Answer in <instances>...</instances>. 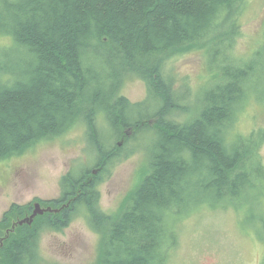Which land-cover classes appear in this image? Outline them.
I'll use <instances>...</instances> for the list:
<instances>
[{"label":"trees","instance_id":"1","mask_svg":"<svg viewBox=\"0 0 264 264\" xmlns=\"http://www.w3.org/2000/svg\"><path fill=\"white\" fill-rule=\"evenodd\" d=\"M244 4L0 0V161L64 135L81 120L90 157L88 166L62 178L60 197L49 202L58 212L18 227L4 242L0 264H43V233L63 232L79 217L101 237L98 264H169L181 216L205 204L236 206L257 189L264 180V129L242 135L237 125L255 83L264 81V45L250 60L234 56ZM197 48H207L214 63L221 51L228 56L194 119L181 123L176 114L184 99L162 78L163 69L169 58ZM127 75L146 82L145 101L119 94ZM139 138L151 141L148 172L119 213L109 215L99 187L125 150L118 143ZM31 210L12 206L0 223L1 239L14 224L3 227L11 215L23 220Z\"/></svg>","mask_w":264,"mask_h":264},{"label":"rangeland","instance_id":"2","mask_svg":"<svg viewBox=\"0 0 264 264\" xmlns=\"http://www.w3.org/2000/svg\"><path fill=\"white\" fill-rule=\"evenodd\" d=\"M237 23L240 35L234 44V56L240 61L250 60L264 45V0H245ZM215 47L221 49L220 40L212 46ZM227 54L223 51L216 54L212 58L214 63L209 60L207 48H197L168 59L162 78L184 99L183 109L176 114L178 121L185 123L194 119L203 93L220 77ZM255 87L253 101L239 117L237 130L242 135L264 129V81L256 82ZM119 94L132 103H141L148 96V86L140 77L127 75ZM150 142L139 138L128 146L124 140L118 143L125 150L99 187L100 204L105 213L117 215L148 172ZM87 148L86 126L81 120L64 135L37 143L20 156L0 161V223L14 205L30 207L31 213L36 204L43 209L52 208L49 202L60 197L62 178L76 167L89 165ZM260 154L264 163V142ZM257 186L250 195L235 202L236 206L214 209L205 204L207 207L181 216L178 246L169 264H264V180ZM31 213L27 212L25 217ZM21 219L11 215L3 227ZM4 234L5 230L0 229V239ZM100 242L101 237L89 228L86 219L79 217L63 232L43 233L41 260L43 264H98Z\"/></svg>","mask_w":264,"mask_h":264},{"label":"water","instance_id":"3","mask_svg":"<svg viewBox=\"0 0 264 264\" xmlns=\"http://www.w3.org/2000/svg\"><path fill=\"white\" fill-rule=\"evenodd\" d=\"M48 212L51 213V212H56V211H53L51 208L43 209L39 204H36L35 211L33 212V214L30 217H27L23 220H19V221L15 222L13 224L12 228L7 231L6 236L0 240V249L4 246V242L10 237V235L12 233H14L16 231V229L18 227L23 226V225H32L34 220L38 216H43L44 214H46Z\"/></svg>","mask_w":264,"mask_h":264}]
</instances>
